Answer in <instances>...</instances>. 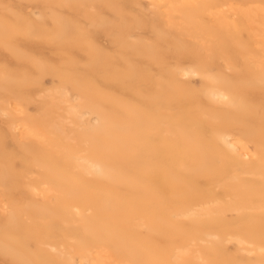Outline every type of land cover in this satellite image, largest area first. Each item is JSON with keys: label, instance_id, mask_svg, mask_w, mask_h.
<instances>
[{"label": "bare ground", "instance_id": "6f19581e", "mask_svg": "<svg viewBox=\"0 0 264 264\" xmlns=\"http://www.w3.org/2000/svg\"><path fill=\"white\" fill-rule=\"evenodd\" d=\"M236 1L0 0V264H264V0Z\"/></svg>", "mask_w": 264, "mask_h": 264}, {"label": "rangeland", "instance_id": "374dc122", "mask_svg": "<svg viewBox=\"0 0 264 264\" xmlns=\"http://www.w3.org/2000/svg\"><path fill=\"white\" fill-rule=\"evenodd\" d=\"M229 1H230V2H233V3H237L236 0H229ZM47 81H48V80H46V82H47ZM29 109H30V111H34V110L36 111V108H35L33 105H30V106H29ZM35 111H34V112H35ZM31 113H32V112H31Z\"/></svg>", "mask_w": 264, "mask_h": 264}]
</instances>
